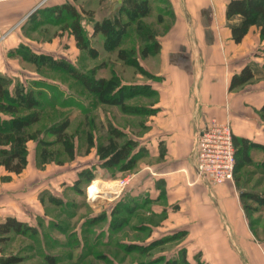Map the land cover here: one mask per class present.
Wrapping results in <instances>:
<instances>
[{"label":"crops","instance_id":"crops-1","mask_svg":"<svg viewBox=\"0 0 264 264\" xmlns=\"http://www.w3.org/2000/svg\"><path fill=\"white\" fill-rule=\"evenodd\" d=\"M228 1L166 0L173 11L168 15L170 22L165 17L158 21L168 24L158 35L161 48L146 58L139 56L140 64L160 79L152 81L154 112L136 147L137 152L145 148L146 162H139L123 196L132 204L133 218L142 212L143 221L132 218V226H146L151 231L148 243L175 235L179 253L183 250L189 260L201 254L209 264H264V238L259 239L252 228L256 225H252L235 183L203 181L193 154L197 133L214 118L230 121L234 137L264 147V77L229 89L232 76L246 65L264 69V38L254 24L241 42L233 39L226 13ZM68 2L76 4L75 0H0V36L21 22L19 30L10 32L0 47V72L10 76L37 73L24 72L21 60L8 54L21 44L48 54L63 49L67 34L61 37L45 29L39 35L40 25L36 26V17L31 15ZM104 2L110 14L123 5V0ZM29 19L34 21L32 28L26 27ZM68 39L71 50L78 49L74 35ZM150 80L139 79L138 83ZM29 142L23 172H8L0 166V221L16 217L33 226L48 216V209L51 217L60 212L57 185L46 192L44 172L34 171L36 165L31 163ZM180 232L183 235L176 236Z\"/></svg>","mask_w":264,"mask_h":264},{"label":"rangeland","instance_id":"rangeland-1","mask_svg":"<svg viewBox=\"0 0 264 264\" xmlns=\"http://www.w3.org/2000/svg\"><path fill=\"white\" fill-rule=\"evenodd\" d=\"M104 1L75 0L74 6L80 16L77 19L81 21L88 34L94 31V21L114 16L113 12L110 14ZM158 2L150 3L151 17L142 20L143 24L149 26L148 31H143L144 34L160 35L168 25L158 21L164 17L165 20H169L168 15L173 9L165 3L166 0ZM50 9L44 8L36 13L37 18L41 17L35 23L36 26L40 25L39 35L44 34L46 29L61 37L67 34V38L65 36L62 50L49 55L73 64L85 72H91L95 77L117 78L118 81L112 85V88L116 89L115 92L107 94L105 100H102L89 93L67 71L48 67L44 59L43 62L35 61L36 63L28 59L33 53L40 54L35 52L32 46L21 44L17 47L20 53L27 50L30 53L28 57L22 55V58H25L21 60L24 72L34 70L37 73H23V76L1 73L10 76L13 83L32 88L41 98L43 119L29 128L39 136L29 142L30 160L36 165L34 171L44 172L43 185L47 186V193L51 187L55 189V184L57 185L61 209L58 214L53 212L52 217L48 209V216L38 219L32 229L19 234L12 233L5 242H0V258L16 259L17 262L13 264H152L153 261H156L154 264H166L167 260L169 262L175 260L179 264L181 254L176 238L158 243L147 253L145 246L148 244L147 238L151 231L132 226L135 222L133 219L143 221L142 212L135 214L133 218L129 211L132 204L123 196L124 193H128L131 175L136 172L139 162L141 164L146 162L145 148L141 147L138 152L135 148L130 154L132 160L128 158L121 164L111 165L114 143L119 146V143L129 139L138 140V137L146 132V122L154 112L152 105L156 100L152 86L153 82L160 80L159 77H155L146 65L140 69L130 63L122 65L117 51L104 48L103 41L98 37L97 40L92 38L97 55L83 52L79 48L71 50L68 38L72 34L71 24L74 20L67 16L63 18L59 15H49ZM32 21L29 19L26 27L29 25L32 28L35 25ZM19 23L21 24L18 21L11 25L0 36V47L4 45L10 32L19 30ZM130 42V45H135V49L138 50L139 44L144 45L147 39L142 38L140 41L137 33H134ZM0 56L2 57V53ZM132 79L134 81L151 79V83L142 82L148 85L147 87L145 85L146 89L143 91L132 90L130 89ZM121 85L122 90L119 89ZM138 91L142 93L138 94ZM64 119H69L70 122L67 131L75 146L73 158L67 155L62 143L55 141L56 136L52 129ZM117 132H120V135ZM248 147V157L244 155L241 146L239 147L238 159L241 164L237 168L233 182L239 190L242 205L252 225H256L252 228L261 239L264 238V147L258 148L253 144H249ZM104 180H117L118 192L106 196L103 192L94 191L98 182ZM18 183L21 185L22 181ZM248 194L258 195L260 201L244 197ZM136 206L137 204L134 207ZM156 255H161L162 259H156ZM196 256V259L189 260L188 264H209L201 254ZM241 256L244 257L242 253ZM0 264H3L2 261Z\"/></svg>","mask_w":264,"mask_h":264},{"label":"trees","instance_id":"trees-1","mask_svg":"<svg viewBox=\"0 0 264 264\" xmlns=\"http://www.w3.org/2000/svg\"><path fill=\"white\" fill-rule=\"evenodd\" d=\"M36 13L37 12L31 15L32 18L37 16ZM48 13L49 15H59L63 18L67 16L74 20L71 24V31L76 40L77 47L81 51L97 55V50L93 47L92 40H97L96 38L98 37L103 41L104 48L117 51L118 59L121 61L122 65L130 63L137 69H140L143 65L140 64L139 56L146 58L149 55L158 53L161 48L158 34L150 35L148 33H143L144 30L145 32L148 31L149 27L143 24L142 21L151 16V5L149 0H123L122 8L116 12L113 17H107L102 21H94V31L92 34H88V31L85 30L81 21L78 20L80 17L79 12L72 3L68 2L62 5H56L52 7ZM226 13L233 39L236 42H241L249 28L254 24L260 27L261 36L264 38V0H229ZM37 20L38 18L36 21ZM134 33H137L140 41L142 38L147 39V43L144 45H142V43L139 44L138 50L135 49V45H130V40H132ZM28 54H30L28 50L20 53L18 48L9 51V55L18 57L20 60H25V58H22V55L28 57ZM29 58L34 62L44 59L46 64L49 65L48 67L67 71L74 79L80 82L89 93L95 94L102 100H105L107 94L113 93L116 90L112 88V85L113 82L118 81L117 78L95 77L91 72H85L83 69H79L75 65L61 61L60 59H54L49 54L40 53L37 55L33 53L28 59ZM261 76L264 77V69L246 65L239 73H235L232 76L229 89L232 91L240 88L252 79ZM12 83L10 76L0 72V166H4L8 172L19 174L23 172L28 164V142L39 137L37 133L30 131L29 128L43 119L41 108L43 107V103L32 88H27L23 84L17 82L13 83V85ZM130 85L132 86L130 89H142L141 91L146 89L145 85L146 87L148 86L147 83H138V80L131 81ZM119 89L122 90L123 85H121ZM140 93L142 92L138 91V94ZM69 125V119H64L52 129L56 136L55 141L62 143L67 155L73 158L75 156V146L67 131ZM117 134L120 135V132H117ZM114 144L115 148L111 155L113 161L111 165H118L128 160V158L130 160L133 159L130 158V154H132V151L138 146L139 142L135 139H129L124 143H119V146L116 143ZM249 144H252V142L250 143V141L245 138L235 137L237 156L235 174L239 164H241L238 159L239 147L241 146L244 155H247ZM42 155L44 154L42 153ZM125 167L129 168L128 166ZM91 177L89 179H91ZM242 195H244L243 192ZM244 197L260 201L259 196L256 194H248ZM129 211L132 213V210ZM143 228H146V226L140 227V229ZM28 229H32V226L27 225L16 217H6L5 220L0 221V242H5L12 233L19 234ZM181 234L183 235L181 232L177 233L176 236H180ZM173 238H175V235L152 241L145 246V249H147V253H149L153 246L161 242L170 241ZM180 257V262L178 261L179 264H188L189 259L186 257L183 250H181ZM158 258H161V255H156V259ZM0 261H2L3 264H13L17 262L16 259L6 260L1 258ZM155 262L156 261H153L152 264ZM166 264L177 263L175 260L171 262L167 260Z\"/></svg>","mask_w":264,"mask_h":264},{"label":"built area","instance_id":"built-area-1","mask_svg":"<svg viewBox=\"0 0 264 264\" xmlns=\"http://www.w3.org/2000/svg\"><path fill=\"white\" fill-rule=\"evenodd\" d=\"M193 154L197 173L206 183L234 181L237 156L230 121L214 118L206 124L197 133Z\"/></svg>","mask_w":264,"mask_h":264},{"label":"bare ground","instance_id":"bare-ground-1","mask_svg":"<svg viewBox=\"0 0 264 264\" xmlns=\"http://www.w3.org/2000/svg\"><path fill=\"white\" fill-rule=\"evenodd\" d=\"M118 183L116 181H100L97 184V188L94 191H99V192H103L106 194V196L108 195H113L115 193L118 192L119 187Z\"/></svg>","mask_w":264,"mask_h":264}]
</instances>
